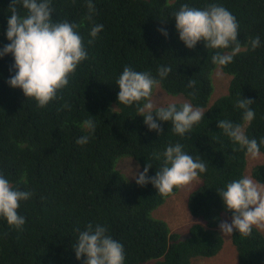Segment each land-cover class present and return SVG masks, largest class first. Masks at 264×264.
Returning <instances> with one entry per match:
<instances>
[{
  "label": "trees",
  "instance_id": "trees-1",
  "mask_svg": "<svg viewBox=\"0 0 264 264\" xmlns=\"http://www.w3.org/2000/svg\"><path fill=\"white\" fill-rule=\"evenodd\" d=\"M10 3L0 0V49L9 43ZM92 3L93 22L104 27L89 44L87 0L51 2L54 22L79 25L88 57L58 93L62 98L39 108L7 83L15 75L14 57L0 58V174L14 189L34 193L17 210L26 221L22 229L0 218V264H84V257L77 260L73 245L77 230L84 231L89 224L106 226L108 235L123 245L124 264H196L211 259L227 248L219 223L232 215L218 195L220 189L244 176L264 184V145L260 164L250 167L246 150H238L218 126L219 120L245 126L243 110L235 105L240 97L251 99L255 117L246 124L245 134L258 142L264 138V0ZM184 4L199 9L217 4L233 14L241 51L232 63L218 69L211 62L217 50L205 48L202 41L188 49L179 39L173 14ZM255 36L260 37V46L253 51L249 41ZM125 66L153 76L161 66L170 67L161 87L177 107L189 102L202 108L204 118L184 136L174 134L170 122H161L159 134L150 131L135 104L118 103L116 80ZM220 74L227 78V90L208 106ZM190 79L196 82L194 88L188 87ZM86 119L95 121V132L80 146L76 139L88 134L82 126ZM176 143L207 165L186 197L191 223L179 232L155 211L182 187L162 196L152 184L139 186L128 175V165L138 175L137 166L143 172L149 163L148 177H153L162 167L161 154ZM231 241L237 264H264L262 229L253 227L250 236L234 230Z\"/></svg>",
  "mask_w": 264,
  "mask_h": 264
},
{
  "label": "clouds",
  "instance_id": "clouds-1",
  "mask_svg": "<svg viewBox=\"0 0 264 264\" xmlns=\"http://www.w3.org/2000/svg\"><path fill=\"white\" fill-rule=\"evenodd\" d=\"M51 2L52 0H11L6 31L9 43L0 49V58L11 54L15 61V75L10 76L8 85L21 89L24 96L35 100L39 108L62 98L58 97V93L69 84V76L74 75L78 65L88 58L83 39L77 31L79 25L67 20L54 22ZM87 9L88 14L84 19L92 25L89 32L91 39L88 41L91 44L104 26L93 22L96 10L92 0H87ZM173 15L179 39L188 49H194L202 41L205 48L217 50L211 62L218 69L232 63L234 56L241 51L238 22L225 7L209 4L199 9L184 4ZM163 34L167 35L166 32ZM249 44L253 51L256 50L260 46V37L251 38ZM228 49L231 51H222ZM170 72V67L161 66L157 70V76H153L150 71L140 72L125 66L116 80L119 88L118 103L126 106L135 104L139 116L143 117L144 124L150 131L159 134L162 131L161 122H170L172 132L184 136L201 122L205 112L189 102H183L179 107L176 102H169L166 106L161 103L162 98H157L154 91L160 88L162 80ZM195 83V80L190 79L188 87L194 88ZM254 103L251 99L240 97L235 105L243 110L245 125L250 124L255 117L251 108ZM64 107L68 105L65 104ZM82 126L88 130V134L76 139V144L80 146L89 142L96 127L93 119L84 120ZM218 126L234 144L239 145L238 150H246L248 157L256 159L261 155L260 146L264 145V138L259 142L254 138L249 139L244 126L233 124L229 120H219ZM161 155L162 167L153 177H148V171L152 168L149 163L143 172H139L137 166L138 175L132 172L131 175L137 185L150 183L162 196L171 194L174 188L191 184L207 169L202 160L193 159L186 154L180 143L169 144ZM160 158V155L156 156V159ZM32 195V192L14 189L0 174V218L15 229H22L26 221L17 210L20 202L30 199ZM218 195L226 211L232 213L230 222L219 223L225 237L231 236L234 230L241 236H250L253 227L264 230V184L256 182L250 176H244L228 182ZM77 232L78 239L73 245L77 260L84 257V264H124V247L108 235L106 226L97 224L93 228L89 224L86 230Z\"/></svg>",
  "mask_w": 264,
  "mask_h": 264
},
{
  "label": "rangeland",
  "instance_id": "rangeland-1",
  "mask_svg": "<svg viewBox=\"0 0 264 264\" xmlns=\"http://www.w3.org/2000/svg\"><path fill=\"white\" fill-rule=\"evenodd\" d=\"M220 71V70H219ZM223 73L222 71H220ZM224 74V73H223ZM216 74H214L215 78ZM228 87V81L225 75L220 74L216 78V91L214 87V93L211 98V102L208 106L213 104V102L219 98V94L222 95L226 92ZM154 95L158 96L157 98H162L161 103L163 105H166L169 102H173L174 98L172 95L168 94L161 86L158 90L154 91ZM246 130V125L244 126ZM264 160V157H263ZM249 166L254 167L258 164H260L261 160L260 158L252 159L249 158ZM123 166H126L125 163L122 164ZM128 175H131V171L133 168L128 165ZM133 172V171H132ZM135 172V171H134ZM198 179L196 181H193L191 184L187 186H182L181 190L179 191V195L174 196L167 200V202L157 209L155 211V215L157 217H160L170 223V227L173 231H182L184 227L191 223V218L187 212L186 209V197L187 194L197 185ZM224 221H229L230 218L225 219ZM264 232V230H263ZM223 234V233H222ZM227 242V248L224 252L221 254H218L217 256L211 258V259H201L198 260L196 264H237V252L232 244L231 236H228L225 238ZM146 264H155V261L148 262Z\"/></svg>",
  "mask_w": 264,
  "mask_h": 264
}]
</instances>
